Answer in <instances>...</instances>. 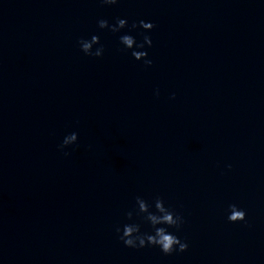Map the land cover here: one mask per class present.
I'll return each mask as SVG.
<instances>
[{"label": "water", "instance_id": "95a60500", "mask_svg": "<svg viewBox=\"0 0 264 264\" xmlns=\"http://www.w3.org/2000/svg\"><path fill=\"white\" fill-rule=\"evenodd\" d=\"M117 17L155 22L153 65ZM136 195L186 216L187 251L119 240ZM0 264H264V0H0Z\"/></svg>", "mask_w": 264, "mask_h": 264}, {"label": "clouds", "instance_id": "9594fccd", "mask_svg": "<svg viewBox=\"0 0 264 264\" xmlns=\"http://www.w3.org/2000/svg\"><path fill=\"white\" fill-rule=\"evenodd\" d=\"M101 2L104 5L113 6L118 5L121 0H101ZM97 23L100 29H107L112 33L119 34L118 39L122 52L130 54L136 61H141L145 67L154 64L148 49L154 44L151 33L156 28L155 22L140 19L138 22L133 21L129 24L127 17H117L115 23L106 18L99 19ZM137 29H143V32L140 33L142 39H138ZM78 46L85 55L93 58H102L106 52V45L102 43L98 33L81 36ZM156 95H159V89L156 90ZM175 96L176 93L173 92L171 97L174 99ZM79 141L80 133L71 131L64 135L58 147L67 156L71 153L65 149L78 145ZM231 167L232 165L229 164L228 168ZM226 212L227 220L230 222H247V210L237 203L229 204ZM125 217V221L117 225L115 231L119 240L128 248L140 250L154 247L166 255H171L185 252L190 247L189 241L179 234L187 223L186 216L168 204L165 197L161 195H156L151 199L143 195H136L135 203L126 210ZM144 224L150 225L151 230H145Z\"/></svg>", "mask_w": 264, "mask_h": 264}]
</instances>
